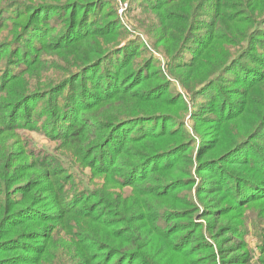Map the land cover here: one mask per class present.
<instances>
[{
    "label": "trees",
    "instance_id": "trees-1",
    "mask_svg": "<svg viewBox=\"0 0 264 264\" xmlns=\"http://www.w3.org/2000/svg\"><path fill=\"white\" fill-rule=\"evenodd\" d=\"M105 1L115 4L0 0V32L9 20L27 15L6 30L12 40L0 41V98L10 99L0 101V264H264V0L141 5L175 26L177 35L158 39L170 57L166 68L194 102L195 124H214L199 139L196 182V140L174 113L146 104L186 108L179 97L157 95L165 83L140 87L158 74L141 77L152 57L125 75L132 57L145 49L135 48L140 39L127 40L117 19L95 25ZM57 23L64 30L45 35ZM224 43L226 53L217 56ZM45 51L65 61L61 75L22 84L45 62ZM70 52L76 56L67 61ZM203 63L210 69L198 66ZM187 72H195L190 82ZM227 77L243 86L220 92V102L198 104ZM47 109H53L49 115ZM166 122L174 127L157 131ZM240 122L249 132L220 150L225 129ZM25 129L66 144L80 162L91 156L86 163L96 177L109 176L111 193L88 186L71 193L79 183L68 170V155L61 164L29 149V140L17 133ZM128 188L132 193L125 196ZM252 233L259 241L256 257L247 241Z\"/></svg>",
    "mask_w": 264,
    "mask_h": 264
},
{
    "label": "rangeland",
    "instance_id": "rangeland-1",
    "mask_svg": "<svg viewBox=\"0 0 264 264\" xmlns=\"http://www.w3.org/2000/svg\"><path fill=\"white\" fill-rule=\"evenodd\" d=\"M27 1H30L32 3H38L39 0H27ZM151 1L150 0H135L134 2L133 0H115L114 1L115 4L113 5L108 4L107 1H105L106 6H101L98 9L100 17L96 18L94 22H95V25L97 24L98 26H100L103 23H105L106 20L113 21L114 19H117L120 23L119 29L128 33L126 35L128 37L127 40L129 39L136 40L137 38L138 40L139 39L141 40L136 43L137 46H135V48L138 47L139 51L140 49H145V50L141 53L139 52L138 55H134L132 57L133 59L132 63L128 66L125 72V75L131 71H134L140 65H143L144 62H146L150 57H152L153 64L146 69L145 73L141 77H146V79H148V78H152L153 74L155 73H158V74L156 75L154 79L144 82L140 87L145 88L146 85H151L154 83L158 85L160 83H165L163 84L165 85L164 89L160 91L157 95L158 96L166 95V97L170 98L171 100L174 99V97L175 99L176 97H179V101H180L179 103H182V106L184 107V109L186 108V110H182V108L176 105H173L172 108H160L158 104H146V105L149 109L152 105H155V109L159 108L160 109L159 111L162 113H174L177 117H179L180 121L183 124V126L181 127L182 128L181 130L188 133L192 140H196V143L194 144L192 148V152H191L192 158H193V165L191 167V173L196 182L198 181V178H197L196 173H194V168H195L194 160H195L196 153L198 150L199 139L201 137V133H203L204 131H207L208 133L213 131L214 124L210 122L205 124V126L195 124V119H194V114H193L194 113L193 111L195 109L194 102L193 101L191 102L189 94L185 92L184 90L185 88L179 83V81L176 78H174L175 76H171L168 73L166 65L169 64L170 57L167 58V56L163 53L164 51H163L162 46L158 45V39H160L162 35H165L166 39L169 40L172 38V36L177 35V32L175 29L174 30L172 29V28H175V26L170 27V25H172V22L161 20L157 18L155 14L150 13V11L145 10L141 7L142 3H150ZM111 9H114V11H111ZM108 12L110 13L108 14ZM2 16L9 18L12 15L9 13H5ZM26 16L27 15L24 14L22 16V19H18L17 17L15 18L16 20H9L8 24L2 25V29H6V30L15 29L16 26L19 25V23H23V21L26 19ZM64 27L65 26L62 23L61 24L57 23L54 25L52 24V26H50L48 30L46 31L45 35H52V33L59 34L64 30ZM6 30L0 32V41L12 40L14 38L10 36V32ZM226 48H228L227 44L225 43L220 44L218 46V52L216 55L219 56L220 54L226 53ZM231 49H234V48H231ZM235 51H237V48L235 49ZM235 51L233 50V53H235ZM259 52H263V51L259 50ZM41 55L44 57L43 59H45L44 60L45 62L40 64L38 67L32 69L30 72V75H28L25 78V81L22 84L37 85V83L42 80L46 81V79H51V77L54 78V77H58L61 75L57 73L59 69L58 67L65 66L66 65L65 61L61 59H54L53 54H50L47 51H45ZM75 56L76 54L74 52L66 53L65 59H67V61H71L72 59L75 58ZM5 57H7V54L4 56V59ZM213 58H215V55H213L212 58L209 59V61H212ZM198 66L202 67L205 70L210 69V64L208 63H203ZM0 67H2V63L0 64ZM196 68L197 67L194 68V71ZM194 74L195 72L194 73L187 72L184 75V78H187L190 75L191 76L189 78V82H190L192 78L194 77ZM162 77H165L167 82L166 80L164 82V79ZM126 81L127 79L124 80V82ZM20 83L18 82L16 84L17 89H19V86H21ZM136 83L137 82H134L132 86H135ZM242 86H243V83L240 82L239 80L232 78V77L231 78L227 77L224 84H218L216 88H214L210 92L209 91L206 92L204 94V97H201L200 99H198L197 102L198 104L204 103L206 101H214V100H217L218 102H220L221 101V99L219 98L220 92L226 91L227 89H235L232 87H242ZM220 89H224V90H220ZM212 95H214V97L210 98V96ZM2 100H10V99H8L7 96H2L0 98V101ZM40 109H42V105H39L37 107V110H40ZM53 109L51 110L47 109V114L49 115V113ZM199 109L200 108H197V110ZM30 111L32 113L34 112L33 110H30ZM114 111H115L114 109L110 108V112H114ZM209 115H210L209 113H206L205 117H208ZM103 117L105 118L107 117L106 113L103 114ZM107 120L110 121V119H107ZM173 125H174L173 123H168V122L161 123L159 125V130L157 131H169L171 127H174ZM250 129L251 128L248 126L247 122H240V123H237V124H234L228 127L227 129H225L224 133L220 137V140L218 143L219 149L224 150L228 148L233 143L234 140L244 136L246 133L249 132ZM131 130H132V127L129 128V133ZM17 133L18 135L22 136L24 139L29 140L28 142L29 149L30 147H34L33 149L37 153H41V152L50 153L52 154V157L59 160L61 164L65 160V157L68 155L69 159L73 162V164L71 163L67 164L68 170L76 176V178H74L76 183L77 182L79 183L77 184V186L70 189L71 193L79 191L84 186L96 187L95 189L105 188L106 190L110 192L111 186L109 185L110 183L109 176H106V178L104 176L96 177L98 173L94 171L93 168H90V166L86 163V161L90 160L91 156L88 157L86 161L80 162V159L75 155V153L69 150V148L71 147L67 146L66 144H61L62 142L60 141H56V140L49 138L48 135H45L43 132L25 129V130H19ZM209 135L210 134H207L206 137H208ZM2 144L4 145L5 148L8 146L6 143H2ZM20 146H24V144ZM18 152H21V151H18ZM248 153L251 159L252 151L249 148L246 149V155ZM235 159L236 158H234V161L242 162L241 160L239 161ZM21 161L22 162L20 163L23 164L27 161V159L23 158L21 159ZM30 161L32 160L28 158L27 163L30 164L31 163ZM100 186H103V187H100ZM132 190L133 188H128L126 192L124 193V195L130 196L132 193ZM249 217L253 218L254 216L249 215ZM199 222H204V221L200 220ZM24 229H26V227L20 230H17V233L18 234L21 233V231H23ZM61 237L62 236H59V238ZM247 241L255 257L258 256V252H259L258 239L252 233V235L247 238ZM58 242H61V240H59ZM11 253L14 254V251H12Z\"/></svg>",
    "mask_w": 264,
    "mask_h": 264
}]
</instances>
